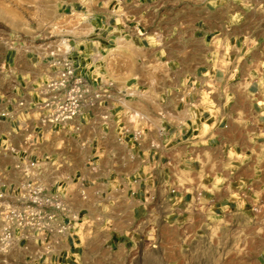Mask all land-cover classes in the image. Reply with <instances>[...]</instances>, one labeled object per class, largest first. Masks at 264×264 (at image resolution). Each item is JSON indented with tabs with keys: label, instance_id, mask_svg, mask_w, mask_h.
I'll return each mask as SVG.
<instances>
[{
	"label": "crops",
	"instance_id": "obj_1",
	"mask_svg": "<svg viewBox=\"0 0 264 264\" xmlns=\"http://www.w3.org/2000/svg\"><path fill=\"white\" fill-rule=\"evenodd\" d=\"M228 5L64 0L71 23L53 47L91 90L62 123L40 104L56 75L52 51L7 50L0 264H17L19 249L21 264H85L98 232L109 248L127 247L166 226L185 244L175 264H209L215 250L224 260L229 243L249 245L233 259L264 264V33L237 27L241 12ZM25 212L36 216L21 224Z\"/></svg>",
	"mask_w": 264,
	"mask_h": 264
},
{
	"label": "rangeland",
	"instance_id": "obj_2",
	"mask_svg": "<svg viewBox=\"0 0 264 264\" xmlns=\"http://www.w3.org/2000/svg\"><path fill=\"white\" fill-rule=\"evenodd\" d=\"M64 0H0V63L9 48L16 45L37 46L43 51L55 50L56 36L63 21L71 23L70 10L63 6ZM230 10L240 11L237 27L254 29L264 33V0H226ZM82 6L79 7L81 9ZM68 14V15H67ZM65 16V18H64ZM46 49V50H45ZM99 101L96 103L98 104ZM147 230V229H146ZM160 231V235L159 232ZM176 229L168 226L159 230L145 231L140 238H135L127 247L114 244L112 248L101 240L88 244L85 264H175V255L184 252L185 244H175ZM183 237L185 229L178 230ZM241 234L242 231L236 232ZM231 235V233H230ZM227 235L226 236H230ZM184 240V238H183ZM248 244H225V259L216 260V250L209 253V264H249V261L233 259L235 250H243ZM261 245H257L259 250ZM216 249V245H214ZM21 249L17 253V264L23 258ZM214 254V255H213ZM23 261V260H22Z\"/></svg>",
	"mask_w": 264,
	"mask_h": 264
},
{
	"label": "built area",
	"instance_id": "obj_3",
	"mask_svg": "<svg viewBox=\"0 0 264 264\" xmlns=\"http://www.w3.org/2000/svg\"><path fill=\"white\" fill-rule=\"evenodd\" d=\"M53 65L57 67L56 75L52 77L46 84L48 97L40 103L45 109L43 118L50 122L62 123L78 116L84 105L88 103L87 95L91 90V85L88 79L83 75L78 74L74 63L72 62L67 52L65 56L58 48L51 52ZM101 96L97 92L95 98ZM92 105L96 102L89 101ZM36 216V213L25 212L20 218L21 224L30 223ZM10 232L4 234V238H8Z\"/></svg>",
	"mask_w": 264,
	"mask_h": 264
}]
</instances>
